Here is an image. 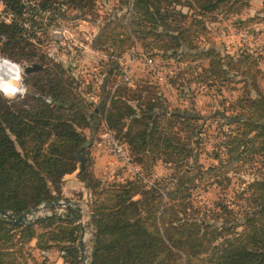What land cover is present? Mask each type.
<instances>
[{
  "label": "trees",
  "instance_id": "16d2710c",
  "mask_svg": "<svg viewBox=\"0 0 264 264\" xmlns=\"http://www.w3.org/2000/svg\"><path fill=\"white\" fill-rule=\"evenodd\" d=\"M2 1L17 21L0 23V54L22 69L42 68L23 74L22 96L0 95V210L18 217L57 203L62 178L83 157L86 166L77 179L89 193L90 264H264V93L256 85V78L264 77V59L250 49L235 57L205 44L208 22L219 15L224 20L239 16L251 0H120L123 13L112 21L104 15L93 38L92 49L107 61L98 63L90 83L30 42L18 24L24 21L20 0ZM102 1L43 0L41 7L54 9L62 2L76 12L72 20L88 16L96 21ZM261 21L264 14L234 25L242 30ZM136 46L148 57L187 63L169 80L171 87L241 85V94L204 117L191 101L189 108L171 107L147 80L113 88L114 57ZM196 60L201 62L192 67ZM97 79H102L99 86ZM209 120H217L218 135L214 150L205 153L201 136ZM102 129L125 147L138 173L131 176L120 167L121 180L102 182L94 176L84 131ZM202 155L216 166L203 170ZM246 162L260 169L239 195L247 208L241 216L223 200L214 210L195 203L193 190L210 185L211 179L217 186L228 182L230 166L240 164V170ZM158 164L170 174L155 177ZM66 211L63 217L28 224L0 217V264H46L32 257V241L38 250L58 253L63 264H81L75 222L81 217L76 209Z\"/></svg>",
  "mask_w": 264,
  "mask_h": 264
},
{
  "label": "rangeland",
  "instance_id": "374dc122",
  "mask_svg": "<svg viewBox=\"0 0 264 264\" xmlns=\"http://www.w3.org/2000/svg\"><path fill=\"white\" fill-rule=\"evenodd\" d=\"M112 1V0H111ZM113 10L114 8L110 6ZM243 14V13H242ZM240 14L239 16H235L233 18H228L227 20L222 19V17L215 16L214 19H212L210 22L206 24V30H207V42L205 43L206 46L213 44L215 47H217L219 50L223 51L224 53L231 54L235 57L239 56L241 52L243 53L246 49H250L251 51H254L255 53L259 54L261 51H263V54H260L261 57L264 59V21L259 22L258 24H252L248 27H245L242 30L236 29L234 23L241 20V17L244 15ZM264 14V10L262 11V15ZM92 25L89 23L87 26H83L86 30L87 34L91 35V37H94L96 32H93ZM259 41V42H257ZM232 49L234 50L232 52ZM126 54V53H125ZM122 55L123 57L125 56ZM92 54L90 53L89 56ZM96 57L93 58L96 61L94 63L102 62L103 59L99 58V56H93ZM105 57V55H104ZM98 59V60H97ZM90 62L92 59H89ZM107 61L106 57L104 59ZM158 60V59H157ZM200 60H196L193 62L192 67L196 66L200 63ZM160 65L164 68V71L161 73L162 77H164L165 81L169 84V80L172 79L180 70L183 69L186 64L177 66L173 60H160ZM207 61H203L201 63V66H206ZM261 69L264 71V63L261 64ZM264 73V72H263ZM138 75H142L143 73H137ZM89 74H84L83 79H85V83H90ZM94 75V74H93ZM145 75V74H144ZM96 77V76H93ZM153 77V76H152ZM145 78H135L134 77V83H137L140 80H146ZM13 80V81H12ZM102 80V79H101ZM101 80H96V85L99 86L101 83ZM182 79H179V84L184 83L185 81H181ZM9 81H12V83L6 84L7 87H5V92H13V88L18 85V88L20 87L24 88V85L21 80V74L20 79L18 82V78L15 76L14 79H9ZM158 87L160 93L162 95L167 96V100L170 99L171 107H187L189 108L188 104L191 101L193 103V109L200 113V115L204 117H208L212 115L215 111H222V109L225 107L227 108L231 102H233L237 97L240 96L241 85L232 86V85H221L219 83L215 84V86L212 89H208L203 84H192L189 86V89H185L182 91V88L177 87H169L163 88L161 85H159L158 80H147ZM113 83V82H112ZM86 85V84H85ZM111 81L109 82V87L111 86ZM256 85L258 86V90L264 93V77L263 79L256 78ZM112 87V86H111ZM188 91V92H187ZM21 91L15 93L14 95H5L0 90V95L7 99H14L18 96H22L20 94ZM22 93V92H21ZM174 94V95H169ZM181 94H185L186 96H182ZM252 95H255V92H251ZM189 95L190 97L189 99ZM188 101V102H186ZM217 120H209L207 121V125L209 126V130L206 133H203L201 136V139H203V143L206 145L204 146V152L210 153L214 150V145L217 143V135H218V128L216 122ZM208 155H202L199 159V164L203 166V170H207L211 166H216L217 162L215 160H212L211 158L207 157ZM109 159V158H108ZM224 159V158H222ZM112 160V159H111ZM109 159V161L111 162ZM115 162H114V161ZM114 164H117V161L113 158ZM256 161V160H255ZM240 164H233L231 169L229 170L228 182H221L220 185L213 184V180L211 179L209 183L210 185L207 186H201L199 189L193 190L192 198L197 203V205L201 209H208V210H214L215 209V203H218L223 200V202L228 205L230 209H233L238 216H241L242 210L247 209L246 204L244 202V199H239V195L241 192H244L247 188V182H250L253 177L259 176L258 169H260V165L258 163L253 162H246L244 163L243 167L239 170ZM79 166V165H78ZM77 166V167H78ZM117 167V166H115ZM124 169V168H123ZM125 170V169H124ZM237 170V171H236ZM118 171V170H117ZM115 171V173L117 172ZM126 171V170H125ZM264 170H261L263 172ZM128 174V173H126ZM170 174V171H167L166 168L163 166H159V164L156 166L154 170V176L155 177H166ZM220 178V177H219ZM218 179V178H217ZM204 185V184H203ZM246 194V193H245ZM243 196V198L247 197V195ZM36 209V208H35ZM62 209V215L64 216L65 213H67L65 208ZM50 211V210H49ZM60 216V217H63ZM211 221V218L209 219ZM87 233L85 234V242H84V255L85 259L87 261V264H90V254H91V245H90V239H91V229H87ZM81 264H83V261H81Z\"/></svg>",
  "mask_w": 264,
  "mask_h": 264
},
{
  "label": "built area",
  "instance_id": "2783aa9c",
  "mask_svg": "<svg viewBox=\"0 0 264 264\" xmlns=\"http://www.w3.org/2000/svg\"><path fill=\"white\" fill-rule=\"evenodd\" d=\"M42 1L43 0H20L22 5L21 16L24 21L18 22V24L27 32L25 36L30 39V42L35 47L44 50L49 58H57L63 61L67 67L76 74L82 77L84 74L89 73L98 74L100 70L98 63L95 64L89 60V54L94 53V49H92L94 37H91V35L87 34V32L81 28V25H88L93 22L89 20L90 17L87 16L86 18L74 21L72 18L74 17L75 11L69 5L56 2L52 5L54 9H50L49 7H41ZM15 21H17L15 15L7 10L3 1L0 0V23L11 24ZM3 41L4 37L0 36V44ZM259 51L261 52L259 54H263V51L260 49ZM114 60L118 68L113 88L121 84L133 87V71L137 63L142 65L143 70L151 77L153 76L152 78L154 80H158V84L161 85V87H170L164 77H162L161 73L164 71V68L160 65L159 61L144 55L137 46L126 53L124 57H114ZM4 63L15 65L19 71L18 81L20 79V74L22 80L23 69L17 64L5 59L0 54V65ZM21 92L20 94L22 95L24 92L23 87H21ZM99 148L102 153L114 158L121 167L133 175L138 173V169L131 164L127 150L115 138L110 130L104 129L101 133ZM44 206L45 204L39 205V212L28 216L30 222L55 214L63 216L61 208L65 207L46 209ZM40 255L46 264H49L47 263L48 252L40 251ZM84 264H87L86 259Z\"/></svg>",
  "mask_w": 264,
  "mask_h": 264
},
{
  "label": "crops",
  "instance_id": "0c3cea01",
  "mask_svg": "<svg viewBox=\"0 0 264 264\" xmlns=\"http://www.w3.org/2000/svg\"><path fill=\"white\" fill-rule=\"evenodd\" d=\"M123 1V0H121ZM103 3H101V5H99L97 7V15L99 17V19H97L96 21L91 22L90 24L92 25L91 27L93 28V32H96L95 36L97 35L100 26H101V21L104 17V15H110V20H114V18H116L118 15H121L123 13L124 10H120V9H124V7L120 6V0H104L102 1ZM112 6L114 9L112 10L111 7ZM264 9V0H251L249 7L243 12L242 15H244L243 17H241V20H245L248 18H253V17H261L262 15V11ZM76 13V12H75ZM74 13V16L76 15ZM85 25H81V28L86 31L84 29ZM87 26V25H86ZM259 42V41H257ZM141 51V50H140ZM234 50L232 49V52ZM92 55L89 56V59H92V62L96 61V57L93 56H99V58L103 59L102 63H106V61L104 60V54L102 52H97L94 50V53H91ZM95 58V59H93ZM55 60V62H58L60 64H62L63 66L67 67V65L57 59V58H53ZM98 60V59H97ZM159 61V59H158ZM11 71L13 73H17L16 69L13 68L11 69ZM143 73L142 75H138L137 73ZM134 77L135 78H145L147 77L149 80H154L150 75H148L145 70H143L142 65L140 64H136L134 66ZM145 74V75H144ZM98 77H100V75H98ZM146 79V80H148ZM13 81V80H12ZM11 81V82H12ZM18 84V83H17ZM134 85V84H133ZM165 88V87H163ZM168 88V87H166ZM169 89V88H168ZM169 95H174V94H170ZM164 97L167 99V96L164 94ZM167 102L170 104V99L167 100ZM171 105V104H170ZM104 131V129L101 130V132L95 133V132H90L89 130L84 131L88 142H89V155H90V168L92 173L94 174V176L101 180L102 182H111L113 180H121L126 173H128L129 175H133L132 173H130L129 171H125V174L123 175H119L117 172L115 173V171L119 170L121 165L117 162V164H114V160L111 156H107L106 154L102 153L100 148H99V142H100V135L101 133ZM111 160V162L109 161V159ZM85 166H86V160H85ZM117 166V167H115ZM160 166V165H159ZM79 167V166H78ZM78 167L74 172H71L69 174H67L63 180H62V184L60 186V192H61V200L60 201H71V202H75L79 205L80 209H81V221L84 224V227L86 229V233H87V229L90 228L88 226V222H89V214H88V209H87V200L89 197V193L88 191L85 189L84 185L77 179V174H78ZM123 168V167H122ZM71 209V208H70ZM74 209V208H73ZM91 229V228H90ZM85 242V240H84ZM30 247V252L32 257L38 262L41 263L43 260L42 256L40 255V251L35 248V241H32L29 245ZM48 252V261L47 263L49 264H63V260L60 257V255L54 251H47Z\"/></svg>",
  "mask_w": 264,
  "mask_h": 264
},
{
  "label": "water",
  "instance_id": "95a60500",
  "mask_svg": "<svg viewBox=\"0 0 264 264\" xmlns=\"http://www.w3.org/2000/svg\"><path fill=\"white\" fill-rule=\"evenodd\" d=\"M41 68L42 67L40 65L33 64V65H30V66L24 68L23 74H28V73L40 70ZM84 169H85V159L83 157H80L79 158L78 171L80 172V171H83ZM63 178H62V180H63ZM61 207L71 208V209L74 208L78 211V213L81 217V209H80L79 205L75 202L58 201L55 204L44 206V208H46V209L61 208ZM39 210L40 209L37 207L36 209L30 210V211L26 212L25 214L18 216V217L12 216V215L5 213V212L0 210V217L7 220V221H11L13 223H16V224H28V223H30L28 216L39 212ZM75 222L79 226V239H78L79 256H80V260L83 261V264H84L85 263L84 238H85V234H86V229H85L84 224L81 221V219H75Z\"/></svg>",
  "mask_w": 264,
  "mask_h": 264
},
{
  "label": "bare ground",
  "instance_id": "6f19581e",
  "mask_svg": "<svg viewBox=\"0 0 264 264\" xmlns=\"http://www.w3.org/2000/svg\"><path fill=\"white\" fill-rule=\"evenodd\" d=\"M13 68L16 69L17 73H13L11 71V69ZM15 76L19 78V71L17 70V67L15 65H12L10 63H4L0 65V90L3 92V94L14 95L15 93L21 91V89L18 88V83V85L13 88V92H5V87H7L5 82H7L9 79H14Z\"/></svg>",
  "mask_w": 264,
  "mask_h": 264
}]
</instances>
